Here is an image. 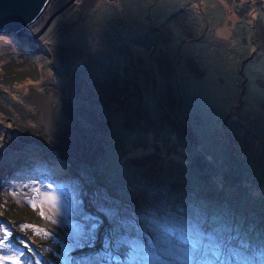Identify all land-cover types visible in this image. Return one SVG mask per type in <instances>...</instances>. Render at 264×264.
<instances>
[{
    "label": "rangeland",
    "instance_id": "374dc122",
    "mask_svg": "<svg viewBox=\"0 0 264 264\" xmlns=\"http://www.w3.org/2000/svg\"><path fill=\"white\" fill-rule=\"evenodd\" d=\"M83 3L0 34V264H264V0ZM126 83L145 135L116 123Z\"/></svg>",
    "mask_w": 264,
    "mask_h": 264
},
{
    "label": "water",
    "instance_id": "95a60500",
    "mask_svg": "<svg viewBox=\"0 0 264 264\" xmlns=\"http://www.w3.org/2000/svg\"><path fill=\"white\" fill-rule=\"evenodd\" d=\"M75 0H0V34H16L35 41ZM82 11L87 13L83 0Z\"/></svg>",
    "mask_w": 264,
    "mask_h": 264
},
{
    "label": "trees",
    "instance_id": "16d2710c",
    "mask_svg": "<svg viewBox=\"0 0 264 264\" xmlns=\"http://www.w3.org/2000/svg\"><path fill=\"white\" fill-rule=\"evenodd\" d=\"M166 55V54H165ZM184 75V74H183ZM185 77H187L186 75H184ZM146 80V79H145ZM143 83V82H142ZM130 85H131V83L129 84V83H126V86H125V88L123 89V90H121V91H123L122 93H126V91L128 90V88L130 87ZM136 85H138V83L136 84L135 83V85L134 86H136ZM123 94L122 96H121V94L119 95V96H117L116 97V101H117V99H118V101L121 103V101H128L129 100V96H134V95H136V94H131V92L130 93H128L127 95L126 94ZM108 94V93H107ZM98 98V101L96 102V103H92V104H97V105H99V108H105V109H107V108H115V107H112V106H110V104H111V102L109 101V100H111V99H109L108 97H107V95L105 96V97H97ZM171 98H169V101H170V104H171V101L172 100H170ZM140 103L138 104V102H137V104H138V106H141V107H143V108H139V111L137 112L136 111V109H135V106L133 105V103H132V101L131 102H129V103H127L129 106H125V105H123V103H121V106L118 108V109H116V111H120L119 112V114H120V119H121V121L119 122V121H117L116 123H118V124H120V126H123V127H121V131H123V129H124V133H132V132H136V131H140V133L142 134V135H145V133L147 132V131H149L151 128H152V126L150 127L149 126V123H151V120H150V117H149V115H148V109L146 108V110H144V107L146 106V105H143L144 103H142L141 101H139ZM146 102V101H145ZM147 104V103H146ZM169 104V103H168ZM170 106V105H169ZM169 106H168V108H169ZM174 106V105H173ZM171 111H173L172 109H170ZM141 112H143V115L147 118V122H146V126H142V125H138L137 123H138V121H134V122H132V118H131V115H141ZM95 116H96V123H95V125L94 126H97L96 124H104V125H106L107 124V126H108V130H111L115 125H118V124H116L115 123V120H112V122H111V124L106 120V119H102V120H99V117H98V115H97V111L95 112ZM130 116V117H129ZM165 116H166V121L167 122H169V125H170V127H171V129H175L174 127H176V129H177V127H179V123H177V122H175V120L173 119V117L172 116H170V118L167 116V115H163L162 117H163V120L165 119ZM123 120V121H122ZM158 127H160V130L164 127L163 126V124H161L160 122H159V124H158ZM158 135V134H157ZM78 140V138L76 139V141ZM101 153V152H100ZM102 154V153H101ZM101 154H99V158L101 157ZM131 166L133 167V168H135V169H141L144 165H136V164H133L132 162H131ZM161 168H164V166H161ZM119 169H117V171H118ZM143 172V170H140L139 171V173L141 174ZM118 173V172H117ZM117 173H116V175H117ZM131 173H133V171L131 172ZM130 173V174H131ZM129 174V175H130ZM118 176V175H117ZM164 177H165V175H164ZM117 179H119V177H116ZM139 177H137L136 175H135V173L130 177V179H131V183H134V182H138L139 180H141V179H138ZM167 178V177H166ZM120 181H122L121 179H119ZM123 182V181H122ZM124 183V182H123ZM131 183H128V186H130L131 185ZM165 186V184H162V186H161V188L162 187H164ZM119 187H121V186H119ZM24 214H25V212L24 211H22ZM164 221H165V223L167 224V220L166 219H164ZM22 222H25V221H22ZM168 225V224H167Z\"/></svg>",
    "mask_w": 264,
    "mask_h": 264
},
{
    "label": "snow or ice",
    "instance_id": "6c2138e0",
    "mask_svg": "<svg viewBox=\"0 0 264 264\" xmlns=\"http://www.w3.org/2000/svg\"><path fill=\"white\" fill-rule=\"evenodd\" d=\"M32 206L36 207L35 204H33ZM41 214L43 213L41 212ZM0 228L5 229V231H0V241H4L5 243H7V241H5V236H8L10 238L12 236V232L14 231V229L7 222L0 223ZM96 229H97V225L94 222L85 225L74 226L71 235L72 244L64 246V250H63L64 258L66 260L72 259V257L69 255L72 248L83 247L92 244L95 238ZM113 243L117 247H119L121 241L118 237L110 238L105 242L106 249L110 248L113 245Z\"/></svg>",
    "mask_w": 264,
    "mask_h": 264
},
{
    "label": "bare ground",
    "instance_id": "6f19581e",
    "mask_svg": "<svg viewBox=\"0 0 264 264\" xmlns=\"http://www.w3.org/2000/svg\"><path fill=\"white\" fill-rule=\"evenodd\" d=\"M44 118L47 120V121H49V122H51V112H48L47 111V109H46V111H45V115H44ZM51 126H53V123H51ZM49 206L51 207V208H53L54 209V207H55V205L54 204H49ZM55 211V210H54ZM136 245H139V242H136ZM136 256L139 258V255L136 253ZM185 257H188L187 255H184ZM131 264H139V263H136V262H134L133 260H132V263Z\"/></svg>",
    "mask_w": 264,
    "mask_h": 264
},
{
    "label": "flooded vegetation",
    "instance_id": "af4514ba",
    "mask_svg": "<svg viewBox=\"0 0 264 264\" xmlns=\"http://www.w3.org/2000/svg\"><path fill=\"white\" fill-rule=\"evenodd\" d=\"M61 33V32H60Z\"/></svg>",
    "mask_w": 264,
    "mask_h": 264
}]
</instances>
